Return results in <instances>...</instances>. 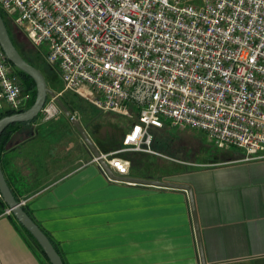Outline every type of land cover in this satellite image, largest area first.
Instances as JSON below:
<instances>
[{
    "label": "built area",
    "instance_id": "obj_1",
    "mask_svg": "<svg viewBox=\"0 0 264 264\" xmlns=\"http://www.w3.org/2000/svg\"><path fill=\"white\" fill-rule=\"evenodd\" d=\"M0 13L47 47L63 92L131 119L122 149L100 155L113 176L128 177L119 154H154L147 128L164 124L264 159V0H0ZM14 80L0 49V113L29 105ZM57 113L47 97L41 120Z\"/></svg>",
    "mask_w": 264,
    "mask_h": 264
},
{
    "label": "crops",
    "instance_id": "obj_2",
    "mask_svg": "<svg viewBox=\"0 0 264 264\" xmlns=\"http://www.w3.org/2000/svg\"><path fill=\"white\" fill-rule=\"evenodd\" d=\"M81 142L50 119L0 143L8 188L62 264H200L186 193L109 181ZM220 151L185 171L128 177L190 187L204 264H264V159ZM8 215L0 209V264H48Z\"/></svg>",
    "mask_w": 264,
    "mask_h": 264
},
{
    "label": "rangeland",
    "instance_id": "obj_3",
    "mask_svg": "<svg viewBox=\"0 0 264 264\" xmlns=\"http://www.w3.org/2000/svg\"><path fill=\"white\" fill-rule=\"evenodd\" d=\"M198 1L180 0L186 4H196ZM7 24L9 30L14 28L22 33L11 22L8 21ZM16 48L26 60L36 66L45 80L46 88L59 94L57 98L60 103L84 130L100 155H108L122 149L121 141L129 128L130 118L94 110L76 95L70 92H62L56 68L44 62V54L47 52L45 45L37 49L31 46L32 59L27 56L21 46L17 45ZM51 119L64 121L70 127L72 135L75 136L76 132L70 124L69 117L62 114L59 109L58 113ZM35 120L37 122L42 121L39 115ZM147 133L151 136L148 149L154 154L133 152L119 154L120 157L128 161L129 174L134 177H153L156 174L161 177L173 170L174 167H182L181 169L185 171L189 168L186 166L187 162H212V155L224 153L217 150L207 137L197 130L174 129L164 124L159 129L148 127ZM83 147L86 149L88 157H91L87 148L84 145Z\"/></svg>",
    "mask_w": 264,
    "mask_h": 264
},
{
    "label": "water",
    "instance_id": "obj_4",
    "mask_svg": "<svg viewBox=\"0 0 264 264\" xmlns=\"http://www.w3.org/2000/svg\"><path fill=\"white\" fill-rule=\"evenodd\" d=\"M0 49L2 50L7 61L17 70L27 75L34 84L35 95L33 98L32 104L27 107L25 110L13 113L7 116L0 118V135L2 131L10 124L14 123H29L39 115L42 110L47 97L54 98V102L57 108L62 114L66 117H69V120L74 127L75 131L78 133L80 139L82 140L84 146L89 151L91 157L95 159L100 167V169L105 173L109 181L112 182H124L132 185L138 186H147L158 189H168V190H179L184 191L187 195L190 216L193 225L194 237L197 247V253L199 258V263L204 264L202 258V251L200 247V240L198 236V228L196 224V218L194 213V207L192 202V195L190 187L183 184L170 183V182H161L154 180H146L140 178H131V177H116L113 176L109 168L102 160L98 151L94 148L93 144L80 128L78 123L72 118L66 108L60 103L59 99L46 88V83L41 75V73L29 65L18 53L14 47L10 37L7 33L6 27L0 17ZM15 83L20 87V82L15 78ZM0 199L6 207V211L11 214V216L16 220V222L32 237V239L37 243L44 257L46 258L48 264H62L60 257L56 253L55 249L46 238V236L40 231V229L31 221V219L26 215L22 210L21 201H15L0 170Z\"/></svg>",
    "mask_w": 264,
    "mask_h": 264
},
{
    "label": "trees",
    "instance_id": "obj_5",
    "mask_svg": "<svg viewBox=\"0 0 264 264\" xmlns=\"http://www.w3.org/2000/svg\"><path fill=\"white\" fill-rule=\"evenodd\" d=\"M0 17H1V19H2V21H3V23H4V25H5V27H6V30H7V33H8V35H9V37H10V40L12 41V43H13V45H14V47L16 48L17 47V45L18 46H21V48L23 49V51L27 54V56L29 57V58H31L32 59V57H31V52H30V50H31V45H29V42H28V40L26 39V37L24 36V35H22V33H20L19 31H17L16 29H14V28H11V30H9V28H8V24H7V22L5 21V19H4V17H3V15L0 13ZM16 50H17V48H16ZM18 51V50H17ZM18 53L21 55V53L18 51ZM21 57L29 64V65H31L32 67H34L35 69H37L36 68V66H34L33 64H32V62H30L29 60H26V58L24 57V56H22L21 55ZM12 66V65H11ZM13 67V66H12ZM13 69H14V76H15V78L16 79H18L19 80V82H20V89L23 91V92H26V93H29L30 94V102H29V105H28V107L32 104V102H33V98H34V95H35V90H34V84H33V82L31 81V79L27 76V75H25V74H23L22 72H20L19 70H17V69H15L14 67H13ZM10 114H12L11 112H9V111H5V112H3V113H0V118H2V117H4V116H7V115H10ZM38 116V115H37ZM37 118V117H36ZM35 118V119H36ZM35 119H33L32 121H34ZM26 123H14V124H10V125H8L3 131H2V133H1V135H0V143H1V141H2V139H3V137L7 134V132L10 130V129H12V128H14V127H18V126H21V125H25ZM133 153H136V152H133ZM1 170V169H0ZM10 190V189H9ZM11 192V191H10ZM11 194H12V196H13V198H14V200L15 201H20V199H18L12 192H11ZM21 208H22V210L26 213V210H25V208H24V205L23 206H21ZM0 209L2 210V209H5V205L2 203V201H1V199H0ZM26 215H27V213H26ZM8 216H10V217H12L11 216V214H9ZM28 216V215H27ZM13 218V217H12ZM14 221H15V219H14ZM16 222V221H15ZM17 223V222H16ZM17 225H18V227H19V229H20V231H21V233H22V236L25 238V239H27L28 241H29V243H30V245H32L33 246V248H35L42 256H43V258L46 260V258L44 257V255H43V253L41 252V250H40V248H39V246L37 245V243L32 239V237L17 223ZM27 240H26V243L28 244V242H27ZM50 242V241H49ZM51 243V242H50ZM51 245H52V243H51ZM53 246V245H52ZM53 248H54V246H53ZM55 249V248H54ZM57 253V252H56ZM47 261V260H46Z\"/></svg>",
    "mask_w": 264,
    "mask_h": 264
}]
</instances>
